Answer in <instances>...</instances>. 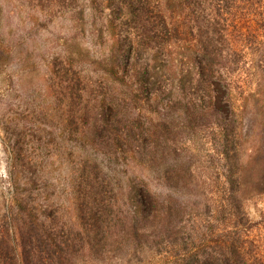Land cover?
Wrapping results in <instances>:
<instances>
[{
	"label": "trees",
	"instance_id": "1",
	"mask_svg": "<svg viewBox=\"0 0 264 264\" xmlns=\"http://www.w3.org/2000/svg\"><path fill=\"white\" fill-rule=\"evenodd\" d=\"M28 1L66 23L47 81L76 216L40 220L20 188L39 150L9 131L0 264H264L246 206L264 194V0Z\"/></svg>",
	"mask_w": 264,
	"mask_h": 264
},
{
	"label": "rangeland",
	"instance_id": "2",
	"mask_svg": "<svg viewBox=\"0 0 264 264\" xmlns=\"http://www.w3.org/2000/svg\"><path fill=\"white\" fill-rule=\"evenodd\" d=\"M65 25V22L55 20L47 26L44 15L33 8L28 0H0V163L7 173L6 179L0 178V219L6 214L3 205L10 199L8 191L12 187L9 177L12 153L7 133L23 128L27 135L25 140L32 148L39 150L37 155L41 163L38 165L41 167H38L40 171L36 182L29 181L20 188L33 192L40 220L46 216L52 217L55 210L56 220L67 225L75 221L68 174L72 158L64 151L71 144L60 138L61 116L47 81L49 59L53 52L63 46L59 37L64 35ZM249 70L250 62L240 69V82L255 80ZM246 206L254 222L250 238L262 254L264 194L249 199ZM8 220L10 233L15 237H18L19 225L21 233L29 232L32 227L27 222L22 225L20 220ZM34 256L38 258L35 254L29 255L31 258ZM123 261L114 258L105 260V264H122ZM85 264H102V261L87 260ZM130 264L140 263L133 259Z\"/></svg>",
	"mask_w": 264,
	"mask_h": 264
},
{
	"label": "clouds",
	"instance_id": "3",
	"mask_svg": "<svg viewBox=\"0 0 264 264\" xmlns=\"http://www.w3.org/2000/svg\"><path fill=\"white\" fill-rule=\"evenodd\" d=\"M0 178L6 179L7 173L2 163H0Z\"/></svg>",
	"mask_w": 264,
	"mask_h": 264
}]
</instances>
